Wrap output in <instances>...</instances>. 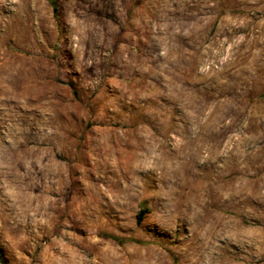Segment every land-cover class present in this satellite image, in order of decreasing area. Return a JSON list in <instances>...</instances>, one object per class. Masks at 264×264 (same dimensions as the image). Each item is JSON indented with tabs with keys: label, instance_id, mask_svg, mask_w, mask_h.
<instances>
[{
	"label": "rangeland",
	"instance_id": "374dc122",
	"mask_svg": "<svg viewBox=\"0 0 264 264\" xmlns=\"http://www.w3.org/2000/svg\"><path fill=\"white\" fill-rule=\"evenodd\" d=\"M0 251L264 264V0H0Z\"/></svg>",
	"mask_w": 264,
	"mask_h": 264
},
{
	"label": "trees",
	"instance_id": "16d2710c",
	"mask_svg": "<svg viewBox=\"0 0 264 264\" xmlns=\"http://www.w3.org/2000/svg\"><path fill=\"white\" fill-rule=\"evenodd\" d=\"M53 5H54V3H52ZM53 11H56V9L53 7ZM142 218H143V213L142 212H140V213H138L137 214V216H136V222L137 223H140L141 221H142ZM106 237H108V238H111V239H113V240H117L115 237H113V236H107L106 235ZM118 241V240H117ZM120 241V240H119ZM2 259H3V257H2V254H1V251H0V262H1V264L3 263V261H2Z\"/></svg>",
	"mask_w": 264,
	"mask_h": 264
}]
</instances>
